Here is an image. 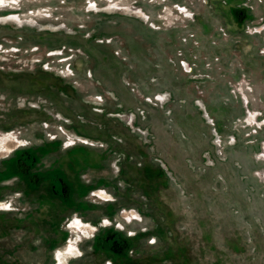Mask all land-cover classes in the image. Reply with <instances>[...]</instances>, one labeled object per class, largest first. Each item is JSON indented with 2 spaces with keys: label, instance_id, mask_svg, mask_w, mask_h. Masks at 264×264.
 <instances>
[{
  "label": "rangeland",
  "instance_id": "1",
  "mask_svg": "<svg viewBox=\"0 0 264 264\" xmlns=\"http://www.w3.org/2000/svg\"><path fill=\"white\" fill-rule=\"evenodd\" d=\"M263 24L0 0V264H264Z\"/></svg>",
  "mask_w": 264,
  "mask_h": 264
},
{
  "label": "built area",
  "instance_id": "2",
  "mask_svg": "<svg viewBox=\"0 0 264 264\" xmlns=\"http://www.w3.org/2000/svg\"><path fill=\"white\" fill-rule=\"evenodd\" d=\"M263 30H264V24L261 27L260 26L259 27H256V26L252 27L251 29H249V33L250 34H260L261 32H263ZM260 53L264 54V44H263V48L260 50ZM74 144H75L74 141H72V140L68 141V145L72 146Z\"/></svg>",
  "mask_w": 264,
  "mask_h": 264
},
{
  "label": "snow or ice",
  "instance_id": "3",
  "mask_svg": "<svg viewBox=\"0 0 264 264\" xmlns=\"http://www.w3.org/2000/svg\"><path fill=\"white\" fill-rule=\"evenodd\" d=\"M76 223H79L78 221H76Z\"/></svg>",
  "mask_w": 264,
  "mask_h": 264
},
{
  "label": "bare ground",
  "instance_id": "4",
  "mask_svg": "<svg viewBox=\"0 0 264 264\" xmlns=\"http://www.w3.org/2000/svg\"><path fill=\"white\" fill-rule=\"evenodd\" d=\"M136 217V216H135ZM79 224V223H78Z\"/></svg>",
  "mask_w": 264,
  "mask_h": 264
},
{
  "label": "flooded vegetation",
  "instance_id": "5",
  "mask_svg": "<svg viewBox=\"0 0 264 264\" xmlns=\"http://www.w3.org/2000/svg\"><path fill=\"white\" fill-rule=\"evenodd\" d=\"M58 185V184H57ZM58 187V186H57Z\"/></svg>",
  "mask_w": 264,
  "mask_h": 264
}]
</instances>
